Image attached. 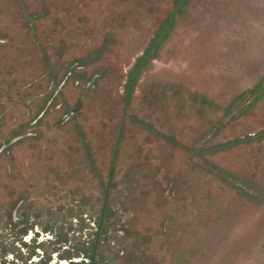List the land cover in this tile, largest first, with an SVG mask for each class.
Listing matches in <instances>:
<instances>
[{
    "label": "rangeland",
    "instance_id": "1",
    "mask_svg": "<svg viewBox=\"0 0 264 264\" xmlns=\"http://www.w3.org/2000/svg\"><path fill=\"white\" fill-rule=\"evenodd\" d=\"M263 80L264 0H0V264H264Z\"/></svg>",
    "mask_w": 264,
    "mask_h": 264
},
{
    "label": "trees",
    "instance_id": "2",
    "mask_svg": "<svg viewBox=\"0 0 264 264\" xmlns=\"http://www.w3.org/2000/svg\"><path fill=\"white\" fill-rule=\"evenodd\" d=\"M263 83H264V80H263ZM258 89L259 90H264V87H262V84L258 85ZM257 138H264V131H260L257 134H253V135H246L245 137H242V138L233 139V140H231L229 142L232 143L233 146H234V145L241 144V143H243L245 141L254 140V139H257Z\"/></svg>",
    "mask_w": 264,
    "mask_h": 264
},
{
    "label": "flooded vegetation",
    "instance_id": "3",
    "mask_svg": "<svg viewBox=\"0 0 264 264\" xmlns=\"http://www.w3.org/2000/svg\"><path fill=\"white\" fill-rule=\"evenodd\" d=\"M43 257H45V255L43 256H41L40 258H38V260H37V264H45L46 263V261L47 260H45V259H43ZM50 259V258H49ZM83 260V259H82ZM86 261H87V258L85 259ZM85 261V262H86ZM69 263L68 264H76L77 263V261H73V260H71V259H69V261H68Z\"/></svg>",
    "mask_w": 264,
    "mask_h": 264
}]
</instances>
